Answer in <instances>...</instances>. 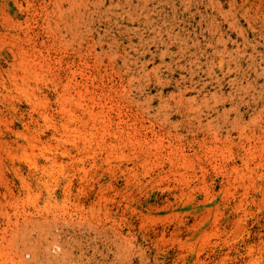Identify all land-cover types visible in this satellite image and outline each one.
Returning <instances> with one entry per match:
<instances>
[{
  "label": "rangeland",
  "instance_id": "1",
  "mask_svg": "<svg viewBox=\"0 0 264 264\" xmlns=\"http://www.w3.org/2000/svg\"><path fill=\"white\" fill-rule=\"evenodd\" d=\"M0 264H264V0H0Z\"/></svg>",
  "mask_w": 264,
  "mask_h": 264
},
{
  "label": "bare ground",
  "instance_id": "2",
  "mask_svg": "<svg viewBox=\"0 0 264 264\" xmlns=\"http://www.w3.org/2000/svg\"><path fill=\"white\" fill-rule=\"evenodd\" d=\"M73 115H74V113H73ZM72 118V117H71ZM71 118H69V119H71ZM74 118V117H73ZM77 118H79L78 116H77ZM75 120V119H74ZM71 121V120H70ZM77 121V120H76ZM73 124V123H72ZM70 126V125H69ZM66 128H67V126H66Z\"/></svg>",
  "mask_w": 264,
  "mask_h": 264
}]
</instances>
